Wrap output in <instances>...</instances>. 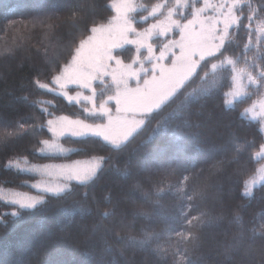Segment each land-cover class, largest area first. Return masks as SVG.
Instances as JSON below:
<instances>
[{
    "label": "trees",
    "instance_id": "trees-1",
    "mask_svg": "<svg viewBox=\"0 0 264 264\" xmlns=\"http://www.w3.org/2000/svg\"><path fill=\"white\" fill-rule=\"evenodd\" d=\"M111 1L0 0V193L44 198L23 208L0 194V264H264V183L243 194L264 136L242 112L260 92L247 87L227 106L233 70L224 64L264 68V38H255L264 0H240L222 47L123 144L64 137L67 155L37 153L54 115L102 121L42 85L110 20ZM93 156L102 163L85 183L61 194L30 186L34 165Z\"/></svg>",
    "mask_w": 264,
    "mask_h": 264
},
{
    "label": "rangeland",
    "instance_id": "rangeland-1",
    "mask_svg": "<svg viewBox=\"0 0 264 264\" xmlns=\"http://www.w3.org/2000/svg\"><path fill=\"white\" fill-rule=\"evenodd\" d=\"M194 1L164 0L148 5L145 0H112L110 20L95 26L80 41L51 85H42L69 103L85 105L88 114H97L102 121L92 123L54 115L47 123L50 138L42 141L37 153L67 155L70 148L61 143L64 137L93 136L119 146L133 135L146 117L192 76L204 58L217 53L237 22L240 0H200L199 4ZM134 13L138 14L139 23L147 22L143 28H136ZM256 33L257 40L264 38V25H259ZM126 46L133 48L127 61L116 54ZM249 59L248 62L255 63L252 57ZM224 64L231 65L233 70L225 104L231 106L244 96L247 87L260 92L242 115L259 121L264 136V68L253 66L252 72L251 64L239 66L230 58ZM255 159L261 163L245 184L246 196L264 183V142ZM101 163L102 158L93 156L34 165L30 170L39 179L30 186L41 193L61 194L73 183L90 180ZM0 194L5 201L23 208H32L44 200L43 194L8 190ZM14 252L22 253V249Z\"/></svg>",
    "mask_w": 264,
    "mask_h": 264
}]
</instances>
